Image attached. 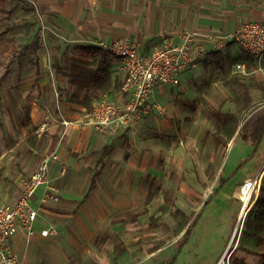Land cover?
<instances>
[{"label": "rangeland", "instance_id": "1", "mask_svg": "<svg viewBox=\"0 0 264 264\" xmlns=\"http://www.w3.org/2000/svg\"><path fill=\"white\" fill-rule=\"evenodd\" d=\"M12 4L16 9L8 11L2 3L0 13V200L16 197L56 142L58 135H51L48 126L59 127L66 116L84 131L94 104L110 93L98 98L82 93L83 102L74 103L75 90L63 79H68L71 62L45 65L37 49H25L39 44L40 23L21 17L29 12L22 1ZM224 49L225 55L204 63L206 49L197 62L201 67L184 71L186 80L181 74L168 85L155 100L161 111L112 130L129 156L125 168L140 174L129 178L125 209L104 212L96 241L82 247L66 242L65 264H218L225 254L229 264H264V256L245 251L251 245L264 247L245 235L264 234L256 220L264 219L259 200L264 173L242 218V186L254 174V163L258 170L264 160V57L252 56L236 41H228ZM85 60L84 67H96L92 59ZM238 64L246 71L239 72ZM33 110L49 112L43 119L46 127L34 122ZM219 112L234 120L221 121ZM216 134L222 145H217ZM189 224L190 237L175 249L173 243ZM155 251L162 256L155 258Z\"/></svg>", "mask_w": 264, "mask_h": 264}, {"label": "crops", "instance_id": "2", "mask_svg": "<svg viewBox=\"0 0 264 264\" xmlns=\"http://www.w3.org/2000/svg\"><path fill=\"white\" fill-rule=\"evenodd\" d=\"M12 1L4 2L8 11L17 7ZM20 1L29 9L21 17L27 20L35 18L40 23L38 31L41 39L37 51L41 63L45 65L61 64L60 61L70 63L72 58L88 59L79 55L78 47H99L101 41L113 42L119 39L138 42L140 53L150 56L163 47L166 41L179 43L185 32H193L199 36L197 40L204 43L208 54L211 53L201 60L204 63L212 62L225 55L226 49H218L217 41H209L205 36L225 37L248 21L264 23V0ZM5 6L1 7L3 11ZM19 14V10L16 11L15 17ZM262 61L264 64V59ZM198 64L196 67L202 66V63ZM109 72L113 81L110 93L115 94L112 97L114 100H119L124 80L120 59L114 56L111 58ZM181 74L183 72L177 79ZM187 76L183 74L181 80H186ZM63 79L68 81L67 78ZM167 87L168 85L160 86L155 92L154 100L166 93ZM166 98L167 94L163 100ZM58 109L65 115L60 104ZM47 113L49 112L33 110L34 122L44 125L43 119ZM66 118L61 116L63 120L57 128L55 124L48 126L50 134L58 135V138L54 139L56 142H52L42 156L43 159L53 152L59 156V160L51 163V186L57 200L44 202L45 188L41 187L31 198V206L38 213L33 234L29 235L21 229L7 245L9 252L23 264H65L66 242H76L82 247L83 244L96 241L102 232L104 212L125 209V188L128 187L129 178L140 174V171L131 172L125 168V159L128 160L129 156L125 155V148L120 140H115L113 131L100 134L90 124L82 131L78 126L79 122L69 123ZM75 119L78 120L77 115ZM106 148H110V153L103 159ZM262 165L264 166V160L257 170V163H254L255 172L248 177L252 179L256 176ZM62 170L66 172L64 176H61ZM225 175L226 172L220 180L222 186L226 183ZM21 194L22 185L16 197L0 201L13 204L20 199ZM207 203L205 206L209 204ZM190 226L189 224L187 230ZM49 227H55L58 235L43 237L41 232ZM191 228L188 234L186 230L176 240L178 242L173 243L175 249L176 245L190 237ZM229 240L230 245L232 240ZM248 240L251 242L255 239L248 237ZM246 249L247 253L264 256V247L259 250L251 245ZM160 253L155 251L154 257L162 256Z\"/></svg>", "mask_w": 264, "mask_h": 264}, {"label": "built area", "instance_id": "3", "mask_svg": "<svg viewBox=\"0 0 264 264\" xmlns=\"http://www.w3.org/2000/svg\"><path fill=\"white\" fill-rule=\"evenodd\" d=\"M199 36L193 32H185L180 42L166 41L160 49L150 56L140 53V44L136 41L115 40L113 42L101 41L99 47L120 59L124 80L121 86V98L114 100L105 95L94 104L92 112L88 115V122L97 131L105 133L127 127L138 118L146 116L155 109L161 111L154 95L160 86L174 83L177 76L195 67L199 58L204 54V43L197 40ZM207 40L217 41V48L222 50L228 41L240 43L246 51L254 57L264 56V23L248 21L237 31L225 37L205 36ZM246 66L238 64L236 69L245 72ZM59 160L56 153L47 154L41 161L37 170L22 183V194L16 203L0 201V264H23L22 261L11 254L7 249L8 242L21 229L29 235L33 234V226L38 213L31 206L32 196L44 187L43 201H55L57 197L51 186V163ZM61 171V176L65 175ZM251 183L242 186L249 190ZM245 198V196L243 195ZM45 238L57 236L58 230L49 227L41 232ZM225 254L218 264H229Z\"/></svg>", "mask_w": 264, "mask_h": 264}, {"label": "trees", "instance_id": "4", "mask_svg": "<svg viewBox=\"0 0 264 264\" xmlns=\"http://www.w3.org/2000/svg\"><path fill=\"white\" fill-rule=\"evenodd\" d=\"M5 0H0V13L3 12L1 8V4L4 3ZM35 45V46H34ZM33 46H26L25 49H34L38 48V44H34ZM35 47V48H33ZM77 52L80 56L92 59V61L96 62V67L88 68L84 67L82 63L86 60L82 58H72L70 65V72L65 74L68 77V81L70 86L75 90V95H73V102L80 104L81 94L85 95H93L95 98L100 97L102 94L107 93L111 90L113 86L112 75L109 72L111 67V58L113 57L110 53L104 51L100 47H78ZM58 72H63V70L59 67L57 69ZM77 94V95H76ZM82 94V95H83ZM88 98V97H85ZM221 121L234 120V117L231 114H226L219 112L216 114ZM218 141L217 145H222V140L219 134H216ZM225 144V143H224ZM110 148H106L104 156L110 153ZM263 207H264V182L261 186L260 198ZM258 222V226L264 227V219L259 217L256 219ZM191 226L187 230L186 234L189 233ZM246 236L255 239L257 241H264V234H260L258 232H245Z\"/></svg>", "mask_w": 264, "mask_h": 264}, {"label": "bare ground", "instance_id": "5", "mask_svg": "<svg viewBox=\"0 0 264 264\" xmlns=\"http://www.w3.org/2000/svg\"><path fill=\"white\" fill-rule=\"evenodd\" d=\"M263 173H264V166L262 165L257 175L249 180V182L251 183L250 189L247 190V188H245V192L243 193V195L245 196V207L242 218L246 215V213H249L250 211V206L253 203V195L258 191V181Z\"/></svg>", "mask_w": 264, "mask_h": 264}]
</instances>
